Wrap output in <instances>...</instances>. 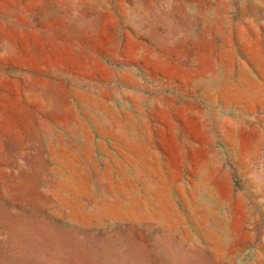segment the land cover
<instances>
[{
    "label": "rangeland",
    "instance_id": "374dc122",
    "mask_svg": "<svg viewBox=\"0 0 264 264\" xmlns=\"http://www.w3.org/2000/svg\"><path fill=\"white\" fill-rule=\"evenodd\" d=\"M0 264H264V0H0Z\"/></svg>",
    "mask_w": 264,
    "mask_h": 264
}]
</instances>
